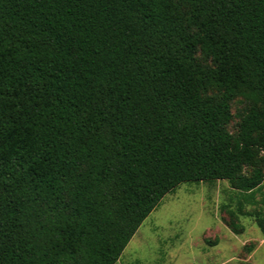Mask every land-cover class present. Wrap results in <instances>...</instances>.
<instances>
[{
    "label": "trees",
    "instance_id": "trees-1",
    "mask_svg": "<svg viewBox=\"0 0 264 264\" xmlns=\"http://www.w3.org/2000/svg\"><path fill=\"white\" fill-rule=\"evenodd\" d=\"M216 179L264 180V0H0V264H114Z\"/></svg>",
    "mask_w": 264,
    "mask_h": 264
},
{
    "label": "rangeland",
    "instance_id": "rangeland-1",
    "mask_svg": "<svg viewBox=\"0 0 264 264\" xmlns=\"http://www.w3.org/2000/svg\"><path fill=\"white\" fill-rule=\"evenodd\" d=\"M240 104L232 105V112ZM238 117L228 125L234 132ZM264 184V181H263ZM226 179L185 181L166 193L114 264H264V193L244 199Z\"/></svg>",
    "mask_w": 264,
    "mask_h": 264
},
{
    "label": "crops",
    "instance_id": "crops-1",
    "mask_svg": "<svg viewBox=\"0 0 264 264\" xmlns=\"http://www.w3.org/2000/svg\"><path fill=\"white\" fill-rule=\"evenodd\" d=\"M258 191L264 193V184H263V182H262V185L255 191V193L258 192Z\"/></svg>",
    "mask_w": 264,
    "mask_h": 264
}]
</instances>
